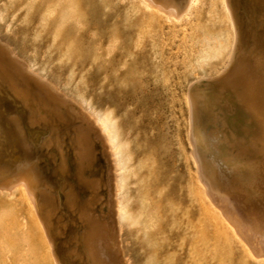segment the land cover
I'll use <instances>...</instances> for the list:
<instances>
[{
  "label": "rangeland",
  "instance_id": "rangeland-1",
  "mask_svg": "<svg viewBox=\"0 0 264 264\" xmlns=\"http://www.w3.org/2000/svg\"><path fill=\"white\" fill-rule=\"evenodd\" d=\"M131 1L0 0V183L26 169L37 181L36 206L59 264H120L119 249L130 264H264L204 203L187 104L190 80L211 74L190 88L202 130L197 149L222 189L264 223V0H230L237 43L219 74L234 32L208 5L179 21L157 14L153 22ZM150 54L178 55L175 73L155 72ZM22 57L92 108L101 93L119 114L137 161L138 198L123 225L98 131L79 105L33 79ZM51 202L68 212L65 222L50 212ZM12 207L0 191V264H56L35 240L24 206ZM59 223H66L60 231ZM34 243L47 251L44 261Z\"/></svg>",
  "mask_w": 264,
  "mask_h": 264
},
{
  "label": "bare ground",
  "instance_id": "bare-ground-1",
  "mask_svg": "<svg viewBox=\"0 0 264 264\" xmlns=\"http://www.w3.org/2000/svg\"><path fill=\"white\" fill-rule=\"evenodd\" d=\"M132 1L130 2V5L135 4ZM135 1H137L143 5L147 15H149V17L152 19V21L154 20V18L157 14H161V15L163 14V18H165L164 17V15H165L166 16L165 19L176 18V19H178L177 21H179L183 15L191 13L193 10H195L197 8L200 9L201 7L202 8L205 7V5H208V7H210V9L212 10V11L210 10L211 11L210 13H212V12L214 13L215 19L218 17L223 18L226 22L229 23L230 26L232 25V29L234 32V38H233V41H232L231 46L229 48L228 54H225V56L222 58V60L219 63L220 65L216 71L218 72V74L222 73L226 69L228 64H230L229 62L231 60L232 55L235 52V47H236V43H237V28H236L237 25H235L236 22L234 23V18L232 16V10L233 9H232L230 0H183L184 1L183 5L179 4V1H177V0H135ZM139 3H138V5H139ZM141 11H143V10H141ZM201 12L203 13V10ZM199 15H201V14H199ZM208 15H209V13H208ZM202 16H205V15H202ZM187 17H188V15H187ZM184 18H186V17L184 16ZM189 18H191V17H188L187 20H189ZM147 20H148V18L145 19V22ZM189 21L191 22V20H189ZM149 23L150 22L148 21V24ZM158 23H160V21ZM193 23H195V22H193ZM145 24L147 25V22ZM161 24L162 23H160V25ZM149 26H147V27H149ZM162 26H164V22H163ZM198 26H199V24H198ZM157 27H158V25H157ZM199 27H201V26H199ZM203 27H204V25L202 26V28ZM152 28L153 27H151V29ZM146 29H150V28H146ZM155 29H159V28H155ZM160 29H162V28H160ZM201 31H202V29H201ZM158 32H160V31H158ZM161 34H162V32H161ZM161 34H160V36L164 35V34L163 35H161ZM154 35H155V33H154ZM198 37H201V36H198ZM161 39H162V37H161ZM198 39H201V38H198ZM213 39H214V37H212V41H213ZM157 42H159V40ZM3 43H6V42H4V40H3ZM157 44L154 43V45H157ZM8 46H10V45L8 44ZM10 48H12V47H10ZM163 50H162V52L164 53ZM12 51L14 53L12 52L11 57L13 59H17L16 56L18 54H15L16 52L13 49H12ZM120 55H122L124 57L123 54H120ZM186 55L184 57L187 59ZM177 57H178V55L175 56V54H150L149 60L155 65V72L160 73V74L161 73H166V74L169 73L171 75V74L175 73V67L178 64L177 63ZM20 59H22L23 68L27 71V73H29L32 76L33 79H37L34 77H38L40 79V82H39V80H37L39 83L44 84V85L45 84L46 85L47 84L53 85L54 88H56L57 91L60 94H62L65 98H68L69 100L75 102L77 104L76 108L79 105L83 109V111L86 113L88 120L90 122H92V124L94 125V127L98 131V133L101 137V140L104 143L108 157L110 159L111 173H112V195L114 196L115 213L117 216L118 223L121 222V220H124L123 219L124 217L130 216V215H128V213L131 212L130 201L133 199L135 200V198H138V196L136 195L137 187L134 186L136 184L135 175L137 173V163H136L137 161L135 160V158L133 156V152L129 146V142H130L129 140L130 139L128 140L127 130L123 129L121 124H120L119 114L116 113L113 106L108 105L104 101V96H101V93L98 94L96 107L92 108V107H90V105L85 103V101L83 99H81L80 97L75 96V95L65 91L62 87L58 86V83L51 80L45 73L42 72L41 69L36 68L34 66V64L32 63L31 59H27L25 57H22ZM180 59H182V58L180 57ZM188 62H189V60H188ZM192 63H193V61H192ZM212 72H215V71H212ZM208 76L211 77V74L201 73V74L197 75L193 80L194 81L196 80L195 82H197V80H199L201 78L203 79L204 77H208ZM193 80H190L189 88H188V94H187L188 137H189V141L191 144V149H190L191 154L190 155L192 156L191 159H193V163L195 165V170H196L197 184L201 190L200 192L203 193L206 200L204 201L203 198H201V199H202V201H204V203L207 201L206 203L209 204V208H210L213 216L216 215V216H223L224 217V219L226 220L225 224L228 222V224L232 227L233 234L235 235V233H236L238 235V237H237V235H235V237L238 238L237 240H240V238H241L240 242L242 243L244 241L245 244H247L248 248L250 249L249 252L246 251L247 254H249L251 256V254H250V251H251L255 256L259 257V258L256 257V259H257V261L260 262V258L264 257V223H263L262 219L259 217V215H255V214L253 215V214L247 213L240 206V200H238L239 198L232 195V193L229 192L230 190L228 191V190L222 189V184L220 183V180L218 178L217 171L213 168L212 165L211 166L209 165L207 168V165H206L207 163L205 162V160L201 159V157L204 156L203 153L197 149V145L200 143L199 135H200L201 128L199 127V124L195 120V117L197 115L196 102L190 96V88L192 86V83L194 82ZM39 86H40V84H39ZM167 87L170 88L171 87L170 84H168ZM29 95H27V96H29ZM68 116H70V115L68 114ZM72 116H71V118H72ZM74 118L75 117H73V119ZM49 142L50 143L52 142L51 138L49 139ZM92 157H93V154H92ZM67 162H68V160H67ZM209 163H210V161H209ZM68 164H69V162H68ZM61 169L63 172H65L67 174L69 173V168H68V165L66 163H62ZM26 171H28V169H26L24 172H26ZM24 172L22 170H20L16 175L12 176L9 179L7 178L6 179L7 181H5V182H4L5 178H3L4 179L3 182L0 183V191L4 192V194H6V196L11 200V204L13 206L12 208L16 209V208H18L19 205L24 206L26 213L28 215L27 217L30 220L31 231H33L34 234H36L35 240L40 242L42 245H46L48 247V251L51 253L53 259L55 260V263L59 264L57 261V257L53 251L51 239H50V236L48 234L49 231L47 232L45 229V226L47 223H44L43 217L40 215L39 210L37 209V206H36V203L38 200L36 194L38 193L37 188L39 185L37 184V181L30 174H25ZM59 178H60V176H59ZM0 180H2V179H0ZM98 183H99V181H98ZM66 187H64L63 190H65ZM108 190H110V189H108ZM135 202H134V204H135ZM208 204H206V205H208ZM135 206H137V205H135ZM204 206H205V204H204ZM65 208H63V209H65ZM205 209H206V207L204 208V210ZM50 212L52 214H54L53 212H55V214L57 212H59V215H58L59 219H60V221L64 220V222L68 216L67 215L68 212L67 213H65V212L60 213L59 207L57 206V204H55V202H51ZM204 213H205V211H204ZM42 215H44V214L42 213ZM134 215L136 216V213ZM122 216H124V217H122ZM249 216H256L255 217L256 219L249 217ZM49 221H47V222H49ZM48 224L52 228H54V226H55V225L53 226L51 222ZM121 224L122 223H119V225H121ZM65 225H66V223L65 224L59 223V226L57 228H59V231H60V228L62 229V227ZM118 229L120 231L119 227H118ZM244 242L242 244H244ZM34 246H35L36 254L38 255L39 260L44 261L42 259L46 257L45 254L47 253V251L43 250L41 248H38L37 245H35V243H34ZM242 249H244L243 246H242ZM78 250H79V248H78ZM118 254H119L120 264H130L120 249L118 250ZM83 255H79V258L81 260H83ZM253 258H255V257H253ZM261 261H263V258Z\"/></svg>",
  "mask_w": 264,
  "mask_h": 264
}]
</instances>
